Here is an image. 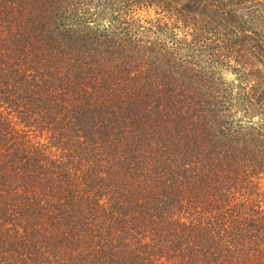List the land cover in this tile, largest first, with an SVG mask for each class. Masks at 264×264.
<instances>
[{"label":"trees","instance_id":"16d2710c","mask_svg":"<svg viewBox=\"0 0 264 264\" xmlns=\"http://www.w3.org/2000/svg\"><path fill=\"white\" fill-rule=\"evenodd\" d=\"M0 264H264V0H0Z\"/></svg>","mask_w":264,"mask_h":264},{"label":"rangeland","instance_id":"374dc122","mask_svg":"<svg viewBox=\"0 0 264 264\" xmlns=\"http://www.w3.org/2000/svg\"><path fill=\"white\" fill-rule=\"evenodd\" d=\"M225 75H226L228 80L234 79V75H232L231 73H226Z\"/></svg>","mask_w":264,"mask_h":264}]
</instances>
